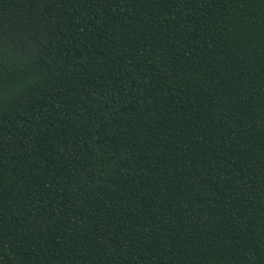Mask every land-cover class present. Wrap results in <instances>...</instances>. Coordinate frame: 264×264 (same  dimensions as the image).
<instances>
[{"label":"trees","instance_id":"16d2710c","mask_svg":"<svg viewBox=\"0 0 264 264\" xmlns=\"http://www.w3.org/2000/svg\"><path fill=\"white\" fill-rule=\"evenodd\" d=\"M0 264H264V0H0Z\"/></svg>","mask_w":264,"mask_h":264}]
</instances>
